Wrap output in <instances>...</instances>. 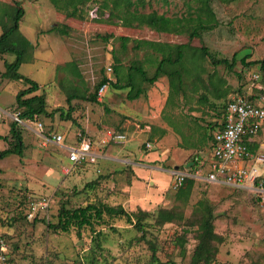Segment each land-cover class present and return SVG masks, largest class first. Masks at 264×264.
Returning <instances> with one entry per match:
<instances>
[{"label": "rangeland", "instance_id": "obj_1", "mask_svg": "<svg viewBox=\"0 0 264 264\" xmlns=\"http://www.w3.org/2000/svg\"><path fill=\"white\" fill-rule=\"evenodd\" d=\"M17 1L24 8L19 30L34 44L30 60L21 64L19 72L39 82L38 93L44 94L47 110L71 107L74 118L64 119L57 112L52 118L38 119L43 132L51 127L62 133L64 145L91 140L106 157L101 159L97 153L95 163L72 165L65 148L39 136L36 122L20 125L23 154L0 160V240L10 259L16 264H151L150 246L154 245L161 262L188 264L198 241L200 219L211 208L213 228L221 241L210 264H264V204L246 189L198 179L173 189L169 173L174 165L186 169L206 147L201 122L193 118L200 117L204 126L205 116L213 114L210 104L224 99L219 94L226 93L228 98L241 88L243 92L250 88L258 65L246 63L264 56V0H209L216 23L194 37L189 35L193 22L178 32L157 31L136 21L125 25L108 9L99 8L102 0H84L74 15L68 0ZM188 1L144 0V5L131 10L180 17ZM12 4V0H0V15ZM188 5L193 18L197 2L191 0ZM2 24L0 20V33ZM137 40L187 44L180 63L181 85L173 89L167 76L151 84L136 77L143 92L129 100L128 89L116 88L113 79L100 100H84L109 65H118L125 74L129 65L139 62L148 76L153 74L161 53L148 45L135 48ZM202 46L215 58H227L230 63L233 58L232 67L200 57ZM4 60L10 62L13 56L0 58L2 135L8 133L10 114L16 111L15 95L24 86L20 80L1 77ZM70 94L74 97L68 104ZM127 120L136 122L139 132L127 129L123 125ZM144 125L151 126L150 133L142 132ZM161 130L166 138L158 137ZM96 132L102 136L98 138ZM118 133L125 134V139L111 140L110 135ZM128 139L134 141L128 143ZM146 139L154 143L153 149L145 148ZM8 143L0 139V150ZM126 146L133 151L129 154L125 148L117 156L127 158L134 152L130 159L142 167L108 156ZM197 165L205 176V165ZM196 167L188 171L193 173ZM92 202L122 206L144 219L145 238L125 217L105 216L100 224L67 232L48 228V222H57L62 205L76 208ZM159 208L171 210L176 218L155 224L152 214ZM140 210L151 214L145 216Z\"/></svg>", "mask_w": 264, "mask_h": 264}, {"label": "trees", "instance_id": "obj_2", "mask_svg": "<svg viewBox=\"0 0 264 264\" xmlns=\"http://www.w3.org/2000/svg\"><path fill=\"white\" fill-rule=\"evenodd\" d=\"M84 0H68L69 5L72 7L71 15H74L77 11L78 4L82 3ZM197 2V6L193 7L195 16L192 18L188 10L191 8L188 5L191 0L187 2V10L185 15L180 17H168L164 14H157L155 12L151 13H141L136 11L132 7L137 5H144V0H102L100 7L103 9H108L109 14L112 17H119L123 20V24L131 25L133 21L138 23H144L147 26L163 32H178L181 31L182 26L187 25L189 22H193L191 28L190 36H198L199 31L211 29L215 22V14L210 7L209 0H193ZM13 4L9 9H1L3 13L0 15V20L2 24V32L0 33V58L4 54H10L13 56V60L8 62L3 61L4 71L1 73L2 78L9 80H20L24 85L19 89L15 95V107L19 111V116L25 121L35 122L41 118H52L53 115L59 112L60 116L64 119H69L74 121L71 116L72 108L69 107L67 110H63L57 107L52 110H47V104L45 101V96L42 93H38L41 86L40 84L33 80L32 78L23 75L19 72V68L22 63L28 62L30 60V53L34 48V44L25 37L19 30L20 21L24 15V8L21 3L17 0H12ZM189 8V9H188ZM57 29V28H56ZM59 32H65L63 28L57 29ZM142 45H148L153 48V50L160 52L161 57L157 61L156 68L151 76H148L146 70L142 67L139 62L129 65L127 72L121 73V68L115 64L112 66V73L114 81V86L118 89H128L126 97L129 100L138 98L142 92V87L136 83V77L142 82L154 83L160 76H167L169 78L171 87L176 89L182 83V70H180V63L184 59V50L187 47L186 43L176 44V45H164L157 42H152L148 40H137L135 42V48H141ZM166 48V49H165ZM200 57L208 56L211 62L215 65H233L234 61L230 63L227 58H215L211 53L208 52L207 48L202 46L199 51ZM192 57H196V54H192ZM248 66L252 64L258 65L257 72L259 73V79L257 80L261 84H264V56L261 59L250 61L246 63ZM108 81L106 74H102L100 80L95 84L94 92L86 95L83 99L87 101L96 102L97 101V90L105 82ZM123 81V82H122ZM112 81H109V84ZM243 89V88H241ZM238 90L236 94H241L252 98L253 95H249L247 90L243 92ZM174 90H171V96ZM256 92L264 93V90L253 89ZM73 95L70 94L66 97L68 104L73 99ZM83 97V96H80ZM218 97H224V99L219 103L210 104V110H212V116L221 117L226 108V93H221ZM172 97L168 100L170 101ZM167 100V101H168ZM196 122H202L200 117L193 118ZM203 137L206 140H213V130L218 125V123L212 122L208 128L205 129V125L199 123ZM21 126L16 121H11L9 123L8 133L5 135L0 134V139L8 141L9 146L0 150V160L10 154H15L21 156L23 154L24 142L21 131ZM45 133L57 132V130L47 127L44 129ZM249 149L254 151L257 147L255 144H249ZM195 165L196 160H193ZM193 168V167H192ZM194 178L187 177L184 180V185H191ZM188 190V189H187ZM189 191V190H188ZM185 195V194H184ZM182 197L181 194H178ZM255 200L258 199L255 197ZM259 202V201H258ZM202 205L203 203L200 202ZM205 208L204 205L200 206ZM145 216L151 213L139 211ZM155 218V224L162 225L164 222L173 221L176 216L171 210L166 208H159L156 212L152 214ZM125 217L126 220L133 224V226L141 231L142 238H145L144 233H146V222L144 219L137 216L135 213L126 211L122 206H112L104 202H92L87 203L83 206H78L76 208H66L62 205L58 209L57 222H48V228L53 231H63L67 232L71 228L80 230L84 227H92L95 223L100 224L104 217ZM215 215L211 208L204 210L202 218L199 222V234L197 236V244L193 250L191 259L188 264H210L218 251L217 243L221 241V236L216 234L213 228ZM151 249V264H168L167 262H161L156 256V247L154 245L150 246ZM12 261V260H11ZM15 263V262H14ZM16 264V263H15ZM175 264V263H171Z\"/></svg>", "mask_w": 264, "mask_h": 264}, {"label": "built area", "instance_id": "obj_3", "mask_svg": "<svg viewBox=\"0 0 264 264\" xmlns=\"http://www.w3.org/2000/svg\"><path fill=\"white\" fill-rule=\"evenodd\" d=\"M111 72V73H110ZM108 81L103 83L97 90L99 99L103 97L109 81H112V67H107ZM252 82L246 95L232 94L227 102L224 113L216 120L218 125L213 130V140H211V160L208 168L205 170V176L202 177L197 164L205 165L204 160L196 159L197 167L193 173L189 171L172 170V188H180L185 178H204L207 182L222 184L235 188H243L250 191L259 201L264 204V153L251 151L249 144L254 137L264 129V93H252L253 89L264 90V84L257 80L259 73L252 74ZM0 108V120L3 115ZM11 119L19 125H25V120L20 118L19 111L10 114ZM36 122V132L45 142H52L62 146L67 151V158L72 165L80 163H95L98 155L92 150L91 141L79 140L77 144L65 146L64 136L60 132L44 133L43 125ZM28 127V125H26ZM111 140L122 141L125 134L110 135ZM147 149L152 148L149 141L145 142ZM34 208V207H32ZM0 264H15L7 254L6 247L0 240Z\"/></svg>", "mask_w": 264, "mask_h": 264}, {"label": "crops", "instance_id": "obj_4", "mask_svg": "<svg viewBox=\"0 0 264 264\" xmlns=\"http://www.w3.org/2000/svg\"><path fill=\"white\" fill-rule=\"evenodd\" d=\"M32 42V41H31ZM33 43V42H32ZM34 80V79H33ZM36 81V80H35ZM39 83V82H38ZM108 88V87H107ZM250 89V88H249ZM106 92H107V90L105 91V93H104V95L103 96H105V94H106ZM249 91H247V93H248ZM252 93H255V91H252ZM97 98H98V96H97ZM99 99V98H98ZM100 100V99H99ZM211 116H212V114H211ZM218 118L219 117H215V116H212V117H209V116H205V129L206 128H208V126H210V124L212 123V122H215L216 120H218ZM202 123V122H201ZM135 125L134 127L133 126H131V125ZM123 125H125L126 126V128L127 129H129V128H131L135 133H137V132H139L138 130H137V126H139V125H136V122H132V123H130V121L129 120H127V122L126 123H124ZM145 129H143V131L142 132H147V133H150L151 132V126L150 125H144L143 126ZM264 130V129H263ZM263 130H261V132L263 133ZM58 132V131H57ZM142 132H140V133H142ZM261 132H259L255 137H254V139L252 140V142H251V144H255L257 147L254 149L255 151H261V150H264V142L262 141V139H261ZM97 133V136H98V138L99 137H101L102 136V133H99V132H96ZM95 133V134H96ZM165 133H164V131L163 130H161V132H160V134L158 133V137H161L162 135H164ZM128 135V134H127ZM263 135H264V133H263ZM138 136V135H137ZM167 136L166 135H164V138H166ZM79 139V138H78ZM133 139L134 140H137V139H135L134 137H133ZM130 140V139H128V143H129V140L130 141H134V140ZM79 140H77L76 142H78ZM91 141V140H90ZM146 141H149L151 144H152V148H150V150L151 149H153L154 148V143H152V141H150V140H144L143 141V145L145 146V142ZM92 142V141H91ZM211 140H206V147H205V149H204V151H200V155H198V156H195L194 157V159L193 160H195V159H203L204 161H205V170H206V168H208V163H209V161L211 160ZM94 142H92V144H93ZM76 143H71V144H68V145H66L65 144V146H72V145H75ZM95 144V143H94ZM99 146L97 147V146H94L93 145V147H92V150L97 154V153H99V155H100V158L101 159H104L106 156H103V155H101L100 154V152H99ZM125 148L126 149H128V151H126V152H128L129 154H130V152H131V150L132 149H130V147L129 146H126V147H123V148H120V149H114L115 150V154L114 155H108L110 158H112V159H116V160H121V161H124V160H126V159H128L129 160V162H131L132 164H134V165H137V166H141L140 164H138V163H135L133 160H131L130 159V157H133V156H135L136 155V153L134 154V152H132V154L129 156V157H127V158H120L119 156H117L118 154L117 153H124V151H125ZM146 148V147H145ZM147 149V148H146ZM113 150V149H112ZM133 151V150H132ZM166 151H168V149L167 150H163L162 152H161V154H166ZM125 152V153H126ZM139 152V151H138ZM98 155V154H97ZM107 156V157H108ZM98 158H99V156H98ZM100 160V159H99ZM108 160V159H107ZM104 161V160H103ZM188 166H187V168L186 169H179V167L178 166H175L174 165V167L169 171V169H167V171H169V173L171 174V171L172 170H179V171H184V170H186V171H188V168L190 169V168H194L195 166H197V165H195V163H194V161H192V162H189L188 164H187ZM142 167V166H141ZM144 167V166H143ZM164 169V168H163ZM191 172V171H190ZM202 176V175H201ZM202 177H204V176H202ZM195 179H198V180H204V178H200V177H197V178H195ZM204 181H206V180H204ZM213 184H216V183H213ZM217 185V184H216Z\"/></svg>", "mask_w": 264, "mask_h": 264}]
</instances>
